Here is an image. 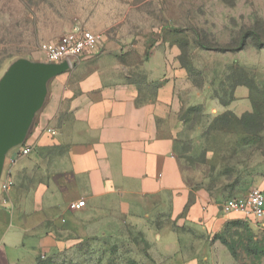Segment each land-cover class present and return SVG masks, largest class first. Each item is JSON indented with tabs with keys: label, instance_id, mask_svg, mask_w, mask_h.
Returning <instances> with one entry per match:
<instances>
[{
	"label": "crops",
	"instance_id": "1",
	"mask_svg": "<svg viewBox=\"0 0 264 264\" xmlns=\"http://www.w3.org/2000/svg\"><path fill=\"white\" fill-rule=\"evenodd\" d=\"M103 47L50 82L32 153L9 157L15 185L0 195V264H239L221 235L243 217L223 212L227 199L216 203L213 163L185 156L183 119L195 104L240 117L238 100L196 103L178 64L157 52L130 63ZM217 131L210 140L226 142L228 128Z\"/></svg>",
	"mask_w": 264,
	"mask_h": 264
},
{
	"label": "rangeland",
	"instance_id": "2",
	"mask_svg": "<svg viewBox=\"0 0 264 264\" xmlns=\"http://www.w3.org/2000/svg\"><path fill=\"white\" fill-rule=\"evenodd\" d=\"M76 26L102 33L105 45L115 46L130 63H145L157 52L178 64L181 77L195 85L196 103L238 100L240 117L207 114L201 104L189 108V117L183 114L189 137L185 156L213 163L212 187L221 185L213 193L217 204L264 191V48L251 43L243 51H224L236 49L248 29L264 40V0H0V77L17 58L46 62L42 45L58 42ZM223 128L229 131L226 142L211 141ZM221 238L239 264H264V229H251L243 218Z\"/></svg>",
	"mask_w": 264,
	"mask_h": 264
},
{
	"label": "water",
	"instance_id": "3",
	"mask_svg": "<svg viewBox=\"0 0 264 264\" xmlns=\"http://www.w3.org/2000/svg\"><path fill=\"white\" fill-rule=\"evenodd\" d=\"M71 68L17 58L0 77V195L9 154L23 147L49 95V84Z\"/></svg>",
	"mask_w": 264,
	"mask_h": 264
},
{
	"label": "built area",
	"instance_id": "4",
	"mask_svg": "<svg viewBox=\"0 0 264 264\" xmlns=\"http://www.w3.org/2000/svg\"><path fill=\"white\" fill-rule=\"evenodd\" d=\"M105 41L106 37L102 33L76 26L62 36L58 42L43 44L41 50L45 54L46 63L60 64L67 61L72 66L76 61L100 53ZM49 133L56 134L52 130ZM31 153L32 146L24 145L15 151V154L10 158V163L13 164L18 159L28 157ZM14 185L11 170L7 167L1 192L8 193ZM84 206L85 202L80 201L71 204L70 208L77 210ZM222 210L225 214L241 215L245 221L264 229V192L259 189L251 191L244 197L227 199L222 205Z\"/></svg>",
	"mask_w": 264,
	"mask_h": 264
},
{
	"label": "trees",
	"instance_id": "5",
	"mask_svg": "<svg viewBox=\"0 0 264 264\" xmlns=\"http://www.w3.org/2000/svg\"><path fill=\"white\" fill-rule=\"evenodd\" d=\"M251 43L254 44L258 49L264 48V40L259 35V33H257L256 31H254L252 29H248L240 37V40L238 41V45H237L236 49H229V48L225 47L224 51L225 52L243 51ZM150 54L151 53H149V56H150ZM26 143H25V145H26ZM223 242H224V244H226V242L224 240H223ZM231 253H232L233 257L236 259V257H237L236 253L234 251H231ZM37 264H55V263H53L51 260L44 262L41 259H38ZM61 264H67V263H61Z\"/></svg>",
	"mask_w": 264,
	"mask_h": 264
}]
</instances>
